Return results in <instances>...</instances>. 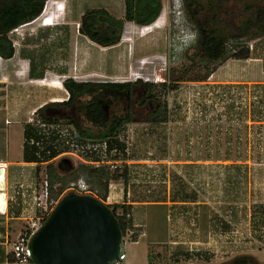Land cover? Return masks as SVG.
Listing matches in <instances>:
<instances>
[{
    "label": "rangeland",
    "instance_id": "obj_1",
    "mask_svg": "<svg viewBox=\"0 0 264 264\" xmlns=\"http://www.w3.org/2000/svg\"><path fill=\"white\" fill-rule=\"evenodd\" d=\"M70 1L71 6L77 10L76 12L79 10L84 12L88 8L103 7L105 5V3H102V5L98 2L92 4L88 0ZM217 1H221L223 10L226 9L228 21L234 23V21H238L233 14L237 1L244 2L248 0H213V3ZM253 1L257 5L264 6V0ZM119 7L124 9V0H120ZM165 8L168 12L166 28L158 34L151 30L154 25L147 28V31H149L148 36L155 40L152 44L144 46L146 47L144 53H138V55L147 57L145 59H143L144 57L141 58L144 63L140 62L141 59L138 61L137 56L134 55L138 47H143L140 46L139 38L134 40L130 35L128 36L126 34L128 28H125L122 36L123 40L113 46L115 48L108 50L101 49L100 46L85 38L84 40L89 44L81 43L82 47L86 48L85 51L80 53L81 59H76L71 47H44L50 54V68L57 70L56 67L59 65L57 57L59 55L64 61V66H66L65 70L67 72L65 75L70 74L69 76H71L74 74L70 71H73V67L78 61L82 66L86 65V68L81 67L82 71L79 72L95 71L94 73L97 74V76L87 77L90 80L119 81L128 79L130 73L121 72L124 66H128V71H139L147 76L149 81H155L156 83L169 81L172 70L180 71L179 76L181 79L203 75L205 66L194 54L197 42L195 26L187 16L183 0H174L173 3L172 0H167ZM117 13L119 12L117 11ZM129 25L131 26L132 23L126 24V27ZM12 32L10 34L14 36L17 31H14L13 34ZM127 41L129 43H126ZM253 43L254 41L250 42L252 47H249V50L260 61L239 59L238 62H232L231 68L227 69L229 75L239 78L262 77L264 47H253ZM58 49H60L59 52ZM85 60H88V63ZM106 73L110 76H107ZM180 85H182L180 90H184L186 84ZM178 91L173 90L175 94ZM198 92L192 98V105L189 102L188 107L215 109L219 106H225L227 112L231 111L228 116H225L226 121L224 123L219 122L220 116H208L211 141L214 139L216 143L218 138H224L227 144V147L224 148L227 157L232 154H240L243 161L247 159L251 161L253 157H256V161L241 164H210L204 169H200L209 176L206 181L211 191L208 226L201 228V225L197 223L196 211L180 212L178 216L181 217L183 222L178 224L181 227H178L177 232L174 231L175 234L172 237L180 243L150 245L147 242L148 237H162L166 241L170 239L172 221L169 219L171 215L167 211L149 209L145 214L143 226L144 231L148 234L137 239L138 243L122 245V251L125 253L122 264H148L149 255H151L150 261L153 264H222L239 255H250L258 263L264 264V84L226 85L220 87L215 94L213 90H210V94H202L200 90ZM184 95L185 92L182 93L183 97ZM76 106L71 111L68 110L67 113H77L79 119L84 121V118L80 117L81 103ZM233 115L234 117H232ZM5 119H9V122H5ZM25 123H22L23 126ZM1 134L6 136L5 145L9 151L6 155L7 160H20L22 158L21 145L23 141L21 125L16 124L10 116L0 114ZM123 137L127 143L129 138L124 131ZM210 153L219 154L217 145L212 149L210 148ZM62 161L70 162L74 166L80 163V160L74 155H62L53 160L56 165ZM45 165H41L39 174L41 178L37 179L35 176L38 187L42 184V180L46 178ZM36 166H31L34 173ZM165 173L167 171H163L162 176L166 181L168 178L170 188L181 189L186 185V176H179L176 170L171 169L170 172L168 171V175H165ZM234 176L239 180L235 181ZM228 177H232L231 180ZM77 181L66 183L61 198L71 192L69 187L76 184ZM224 181L226 189L229 191L225 196H223ZM237 182H240L239 186ZM48 185L51 186L50 181ZM60 187L58 182L52 181L54 192H57ZM234 188H236V193L233 192ZM75 193L89 194L85 192ZM5 219V216L0 217V235L5 232L9 233L8 240L11 241L14 239L15 232L20 228V225L14 219H8L7 222ZM6 247L9 249L10 244ZM1 248L4 249L5 246L2 245Z\"/></svg>",
    "mask_w": 264,
    "mask_h": 264
},
{
    "label": "crops",
    "instance_id": "obj_2",
    "mask_svg": "<svg viewBox=\"0 0 264 264\" xmlns=\"http://www.w3.org/2000/svg\"><path fill=\"white\" fill-rule=\"evenodd\" d=\"M69 1L46 0V9L44 6L42 13L36 19L13 28V32L17 31L14 36L10 34L12 31L9 32L15 50L14 55L9 59L0 57V114L8 115L14 119L16 124L21 125V131L23 133L21 145L22 158L18 161L7 160L6 155L9 151L5 145L6 136L5 134L0 135V161L10 164L9 172L4 183L5 190L10 194L12 184L17 179L24 180L25 184L22 195H19V198H17L18 206L9 208L5 220L7 222L8 219H14L20 227L24 221L15 218L28 217L32 214L31 190L35 182L31 178L34 174L32 167L30 165L20 167L23 162L26 164H31L32 162L26 161L23 158L24 148L26 147L24 143L27 128L25 123L26 118L32 110H37L48 102L65 101L69 96L67 90L62 85V80L70 75H65L67 70H65L66 66H64V61L58 55V64L61 67L57 65V70L51 69L49 65L50 54L44 47H71L76 59H81L80 53L86 50L81 44L82 42L87 43L84 40L86 37L78 32V19H80L79 17L83 11L79 10L76 12L77 10L71 6L72 3ZM88 1L92 4L95 2L99 4L105 3V5L102 4V8H105L116 17L121 18L124 15L123 7H119L120 0ZM161 1L162 10L157 19L150 25L140 26L132 22H126L124 24V30L128 28L126 34L128 36L130 35L134 40L139 38L140 46H143L138 47L135 51L134 55L135 57L137 56L138 61L146 57L138 55V53H144L146 51V47L144 46L152 44L155 40L151 36H148V26L154 25L151 30L158 34L168 24V12L165 8V2L167 0ZM117 11L119 13L116 14ZM43 12L45 16L41 19ZM131 23V26L126 27V24ZM121 40L123 39L121 38ZM253 41V47H264V36ZM126 43L129 42L127 41ZM100 48L108 50L115 47ZM57 51L59 52L60 49ZM252 54L253 52L250 51V57L246 59L247 61H260L257 56H253ZM238 60L228 58L219 63L203 81L188 80L179 82V87L174 90H179L177 94L169 91L165 97L168 110L167 121L130 122L121 129V131L127 133L129 141H127V145H119L120 153L113 156L112 161L116 167L121 165L126 166L128 179L126 182L121 179L111 180L108 185L107 196L103 200V203H124L127 206L130 229L138 236V239L148 234V232L144 231L143 226L145 214L149 209L167 211L170 213L171 216L169 219L172 221L170 239L166 241L162 237H148L149 240L147 242L150 245L180 243V241L172 239L175 234L174 231L178 230V227H181L178 224L183 222L181 217L178 216L180 212L196 211V217H198L197 223L201 225V228L204 226L207 227L209 222L211 191L208 188V182L206 183L209 176L200 169H204V167L210 164H241L243 162L253 163L256 161V157H253L251 161L249 159L243 161L240 154H232L227 157L224 151V148L227 147L224 138H218L216 143L214 139V142L211 141L209 136L211 129L208 116H220L221 119L219 122L224 123L226 121L225 116H228L231 112H227L225 106H219L215 109L188 107L189 102L192 105V98L199 93L198 90L202 94H210V90H213L215 94L220 87L226 85L264 84L263 69L261 70L262 77L260 78H239L229 75L230 73H228L227 69L231 68L232 62H238ZM87 61L85 60V62ZM81 67L85 69L86 65L82 66L77 61L73 67V71L70 72L76 75L95 72H79L82 71ZM121 72H129L128 66H124ZM107 76H110V74ZM180 84H186L185 89L182 91L180 90L182 86ZM183 92H185L184 97L182 96ZM7 121L9 122V119H5V122ZM22 123H25L24 126ZM7 133L9 135V131ZM222 136L224 137V134ZM216 145L219 149V154H211L210 148L212 149ZM22 168L24 173L21 177L19 171ZM171 169L176 170L179 176H186V185L181 187V189L170 188L168 178L167 181L163 179V171H167L165 175H168V171L170 172ZM228 178L231 180L232 177ZM234 180L237 181L239 179H236L234 176ZM166 183L167 185H165ZM237 184L239 186L240 182H237ZM223 187V196H225L229 192L226 189L225 181ZM235 189H233V192ZM136 243H138V240ZM2 245L5 246L4 249L1 248ZM7 245L9 243L0 241V264H16L10 259L11 254L9 251L11 247L8 249L6 247Z\"/></svg>",
    "mask_w": 264,
    "mask_h": 264
},
{
    "label": "trees",
    "instance_id": "obj_3",
    "mask_svg": "<svg viewBox=\"0 0 264 264\" xmlns=\"http://www.w3.org/2000/svg\"><path fill=\"white\" fill-rule=\"evenodd\" d=\"M46 0H0V57L9 59L14 55L9 32L14 27L31 22L43 11ZM215 3V4H214ZM183 0L189 20L196 30L197 42L194 54L205 66L203 75L180 78V71L172 70L169 81L151 82L90 80L76 81L71 76L62 80L69 96L61 102H48L36 110L39 117L47 121L69 123L82 137L103 139L117 135L130 122H165L168 119L165 94L179 87L181 81H203L216 66L228 58L247 59L248 45L240 40L253 41L264 36V6L253 0L237 1L234 23L228 21L226 9L221 1ZM162 10L161 0H124V15L119 18L102 7L88 8L80 16L78 32L103 48L121 42L124 24L132 22L140 26L153 23ZM150 27V26H149ZM233 43V44H232ZM232 44V46H230ZM81 103L80 120L77 113H67ZM155 104V105H153ZM120 145V144H118ZM23 158L34 161L24 148ZM49 182L50 196L61 198L66 183L83 180L88 185L89 195L103 202L111 180L128 179L125 165L110 169L108 165L94 166L88 163L49 161L44 166ZM41 164L36 166L35 176L40 179ZM64 172V173H62ZM52 181L60 188L54 192ZM75 193V192H70ZM78 194V193H77ZM114 214L121 236L130 228L128 208L124 203L105 204ZM151 255L148 257V264ZM10 259L13 258L10 256ZM31 260V259H30ZM32 262V260H31ZM260 264L250 255H239L222 264Z\"/></svg>",
    "mask_w": 264,
    "mask_h": 264
},
{
    "label": "built area",
    "instance_id": "obj_4",
    "mask_svg": "<svg viewBox=\"0 0 264 264\" xmlns=\"http://www.w3.org/2000/svg\"><path fill=\"white\" fill-rule=\"evenodd\" d=\"M241 43H245L249 47L250 42L243 39ZM233 44V43H232ZM232 44L230 46H232ZM147 57H144L145 59ZM143 59L140 62L144 63ZM129 78L119 81H134L142 79L149 81L148 77L139 71L131 72L129 70ZM97 76L95 73H87L86 75H71L76 81H90L87 77ZM85 78V79H84ZM114 81V80H113ZM155 82V81H154ZM8 122V121H7ZM26 132L24 143L29 151V155L35 157L31 164L22 163L20 167L25 165L46 164L53 161L55 158L62 155H74L80 162L88 163L94 166L108 165L110 169L116 167L112 161V157L120 153L118 143L126 144L123 138V131H120L113 137L103 139H89L82 137L69 123L64 121H47L39 117L36 109L32 110L26 119ZM10 164L0 161V217L7 216L9 208L18 206L19 195H22L24 189V180L17 179L12 184L11 193L8 194L5 190V181L8 174ZM34 172V171H33ZM23 176V168L19 171ZM35 182L32 185V208L33 212L28 217H17L20 221H24L14 236V239L9 241V233L5 232L0 235V241L10 244L9 253L13 257V262L16 264H35L31 262L29 242L33 234L42 226L45 219L55 208L60 198L54 199L50 196V190L47 179L42 180V184L38 187V182L35 179V173L31 176ZM69 189L75 192H88V185L81 179L76 184H72ZM136 237V238H135ZM138 236L130 228L124 236H121L120 251L118 257L109 264H122L125 259V253L122 251V245L127 243H136Z\"/></svg>",
    "mask_w": 264,
    "mask_h": 264
},
{
    "label": "water",
    "instance_id": "obj_5",
    "mask_svg": "<svg viewBox=\"0 0 264 264\" xmlns=\"http://www.w3.org/2000/svg\"><path fill=\"white\" fill-rule=\"evenodd\" d=\"M121 232L112 211L89 195L63 196L29 242L35 264H109Z\"/></svg>",
    "mask_w": 264,
    "mask_h": 264
},
{
    "label": "bare ground",
    "instance_id": "obj_6",
    "mask_svg": "<svg viewBox=\"0 0 264 264\" xmlns=\"http://www.w3.org/2000/svg\"><path fill=\"white\" fill-rule=\"evenodd\" d=\"M45 9H46V6H45ZM45 9H44V10H45ZM44 16H45V13L43 12V14H42V16H41V19H43ZM148 27H149V26H148Z\"/></svg>",
    "mask_w": 264,
    "mask_h": 264
},
{
    "label": "clouds",
    "instance_id": "obj_7",
    "mask_svg": "<svg viewBox=\"0 0 264 264\" xmlns=\"http://www.w3.org/2000/svg\"><path fill=\"white\" fill-rule=\"evenodd\" d=\"M54 102H57V101H54Z\"/></svg>",
    "mask_w": 264,
    "mask_h": 264
}]
</instances>
